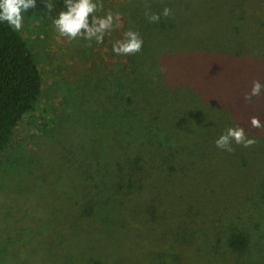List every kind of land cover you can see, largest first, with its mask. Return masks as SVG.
Here are the masks:
<instances>
[{
    "label": "rangeland",
    "instance_id": "1",
    "mask_svg": "<svg viewBox=\"0 0 264 264\" xmlns=\"http://www.w3.org/2000/svg\"><path fill=\"white\" fill-rule=\"evenodd\" d=\"M133 1L96 0L98 15L119 18L99 43L59 35L52 17L64 9V0H52L50 11L36 0L24 13L19 33L39 67L42 90L0 155V264H264V128L250 123L252 117L264 123V116H233L230 124L223 115L226 125L212 126L182 111L159 115L140 104L147 113L125 134L122 118L98 100L96 89L106 83L105 94H111L110 75L127 68V56L113 53V44L129 28L141 34L147 19L143 9L131 7ZM230 1L214 2L221 7ZM262 35L248 37L251 63H227L229 54L220 52L219 106L231 94L236 100L243 95L239 80L245 71L264 82L257 50ZM184 98L193 99L187 93ZM156 116L161 117L152 120ZM236 125L256 143L233 144L231 152L217 148L215 139ZM60 129L61 136H74L75 150L95 135L114 152L99 148L92 154L79 147L77 159L65 164L60 154L68 143L51 138ZM88 203L93 210L85 216ZM234 232L249 237V251L240 259L227 245Z\"/></svg>",
    "mask_w": 264,
    "mask_h": 264
},
{
    "label": "trees",
    "instance_id": "2",
    "mask_svg": "<svg viewBox=\"0 0 264 264\" xmlns=\"http://www.w3.org/2000/svg\"><path fill=\"white\" fill-rule=\"evenodd\" d=\"M183 1L134 0L131 5L134 9H150L155 13L168 7L171 14L155 23L144 19V27L139 34L143 39L142 48L138 53L127 55L126 70L110 75L111 94L109 90L105 94L106 83L96 89L98 100L104 101L107 108L118 115L115 117L122 118L124 130H127L125 134L132 133L137 116L146 115V106L150 110H157L159 115H163L165 109L182 111L209 125L214 123V126L224 122L220 118L223 115L229 117L230 124L233 116H264V96L250 95L255 80L253 71L241 74L239 82L242 79L243 86L239 90L243 95L239 92V100L231 94V101H222L223 105H218L221 104L218 90L219 54H229L227 63L234 59L251 63L255 59L252 57L254 46L251 47L248 37L264 32V5L247 8L238 0H232L220 7L215 0ZM249 26L251 31L248 30ZM221 34H225V37ZM262 37L263 41L257 48L258 62H262L260 70L264 69V35ZM232 87L235 92V87ZM41 90L40 70L29 46L19 31L0 23V155L8 147L20 120L35 108ZM205 92L209 96L206 103L202 100ZM184 93L193 99L186 100ZM113 106L116 108L113 109ZM206 116H213L214 122L208 121ZM160 117H152V120ZM142 121L146 127L148 119L143 118ZM61 130L51 138L58 136L62 138L60 143H68L69 148L60 154L61 159H66L63 161L65 164L77 159L76 150L79 147L92 154L99 148H109L105 143L99 145L103 141L101 136L97 138L93 135L83 138L75 150L74 136L71 139L61 136ZM148 135L156 142L163 141L161 137ZM60 158L57 154L59 161ZM26 162L30 166L35 164L31 158ZM81 170L84 175L86 171ZM262 195L264 197V176ZM92 210L93 204H86L83 215H90ZM227 245L240 259L249 251V237L243 232L231 233Z\"/></svg>",
    "mask_w": 264,
    "mask_h": 264
},
{
    "label": "clouds",
    "instance_id": "3",
    "mask_svg": "<svg viewBox=\"0 0 264 264\" xmlns=\"http://www.w3.org/2000/svg\"><path fill=\"white\" fill-rule=\"evenodd\" d=\"M35 3L36 0H0V23L6 24L14 31H20L25 19L24 13L34 7ZM44 5L50 11L53 7L52 0H44ZM97 13L96 0H64V9L52 17V24L60 36L72 39L84 37L99 43L118 25L119 18H114L111 12L103 16ZM144 14L149 22L155 23L162 17L169 16L171 9L164 7L159 13L145 9ZM142 45L143 39L139 33L129 28L123 33L122 38L113 44L112 52L116 55H132L138 53ZM262 90L264 82L256 80L252 83L250 95L259 96ZM250 123L254 128H264V123L258 117H252ZM214 143L217 148L231 152L233 144L249 147L255 144L256 140L252 136H247L241 126L236 125L227 127Z\"/></svg>",
    "mask_w": 264,
    "mask_h": 264
}]
</instances>
